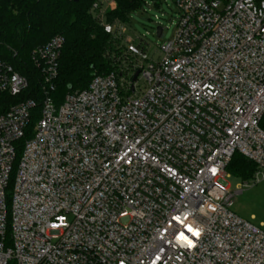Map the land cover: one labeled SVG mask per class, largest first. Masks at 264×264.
<instances>
[{
  "label": "built area",
  "instance_id": "1",
  "mask_svg": "<svg viewBox=\"0 0 264 264\" xmlns=\"http://www.w3.org/2000/svg\"><path fill=\"white\" fill-rule=\"evenodd\" d=\"M174 1L176 31L150 58L97 0L121 64L60 105L65 39L33 51L32 136L18 144L35 101L0 114V264H264V230L232 211L249 185L233 190L226 171L239 153L264 181V0ZM27 88L0 60V96Z\"/></svg>",
  "mask_w": 264,
  "mask_h": 264
},
{
  "label": "trees",
  "instance_id": "2",
  "mask_svg": "<svg viewBox=\"0 0 264 264\" xmlns=\"http://www.w3.org/2000/svg\"><path fill=\"white\" fill-rule=\"evenodd\" d=\"M97 0H0V60L14 67L28 81V88L19 96H0V114L20 102L33 100L32 111L22 146L32 134L43 98L42 74L33 60V51L53 37L62 36L64 47L59 59L58 76L51 94L60 105L67 94L83 91L96 75H107L121 64L125 47L122 38L105 32L103 25L91 15ZM115 9L107 11L106 23L120 22L129 27L128 16L143 7V0H113ZM256 165L235 153L226 168L229 175L243 183L253 179ZM12 246L10 228L6 247Z\"/></svg>",
  "mask_w": 264,
  "mask_h": 264
},
{
  "label": "rangeland",
  "instance_id": "3",
  "mask_svg": "<svg viewBox=\"0 0 264 264\" xmlns=\"http://www.w3.org/2000/svg\"><path fill=\"white\" fill-rule=\"evenodd\" d=\"M143 7L128 16L129 27L127 35L139 37L140 46L150 58L158 57V47L168 42L174 35L180 18L177 4L174 0H143ZM164 29L162 38L156 36V28ZM227 182L233 190L245 183L230 175ZM249 187L242 188L232 211L240 218L261 226L264 230V181L254 184L253 179L246 182Z\"/></svg>",
  "mask_w": 264,
  "mask_h": 264
},
{
  "label": "water",
  "instance_id": "4",
  "mask_svg": "<svg viewBox=\"0 0 264 264\" xmlns=\"http://www.w3.org/2000/svg\"><path fill=\"white\" fill-rule=\"evenodd\" d=\"M73 2H75V3H78L79 2V0H73ZM163 28L162 27H160V26H158L157 28H156V36L158 37V38H162L163 37ZM137 76H138V73H136L135 75H134V77H133V81L137 78Z\"/></svg>",
  "mask_w": 264,
  "mask_h": 264
},
{
  "label": "snow or ice",
  "instance_id": "5",
  "mask_svg": "<svg viewBox=\"0 0 264 264\" xmlns=\"http://www.w3.org/2000/svg\"><path fill=\"white\" fill-rule=\"evenodd\" d=\"M191 230V229H190Z\"/></svg>",
  "mask_w": 264,
  "mask_h": 264
}]
</instances>
